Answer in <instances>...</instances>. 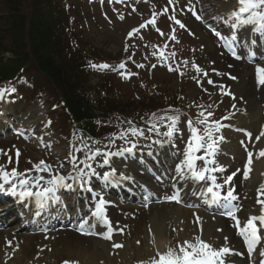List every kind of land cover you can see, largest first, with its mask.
<instances>
[{"label": "rangeland", "instance_id": "obj_1", "mask_svg": "<svg viewBox=\"0 0 264 264\" xmlns=\"http://www.w3.org/2000/svg\"><path fill=\"white\" fill-rule=\"evenodd\" d=\"M200 1L199 3V0H191L187 3L184 0H125L122 3L125 6L118 12H115L117 14L113 15L112 12L110 15L108 14L112 20L110 23H107L101 16V13H105V11L99 12L95 8L86 6L83 2L74 0H54L55 4L62 2L63 5L54 8L57 10L53 13V16L58 15L59 9L61 12H64L66 6L69 7L75 16L73 32L79 35V37L77 35L72 36L76 38L77 42H80L81 47L85 45L84 48L82 47V51L88 53L87 57H91L90 61L97 64L105 63L109 65L108 68L102 69V72H99L101 74L93 72V75H89L88 86L90 88L95 87L99 91L102 88H170L172 92L175 88H185L188 90L187 96H184L183 99L185 106L190 108L193 102H199V105L205 107L203 113L209 110L214 113V110L217 109L219 114L217 115L215 111L216 116H222L233 103L236 105L241 104L243 99L239 98L241 97L240 88H246L248 83L252 86L251 69H246L243 65H240L241 68L235 65L232 73L236 76V80H232L233 82L229 87L225 85L228 79H224V72L226 73L232 65L229 63L226 64L223 61L221 58L223 55L220 53L222 49L218 48L214 35L210 31L207 32L203 26L200 28L197 25L199 24L198 19L193 15V11L189 10H194L198 15L201 13L200 9L204 7L205 12L208 9L210 12H214V9L218 7L216 3L220 1L224 2L225 0ZM3 4V1L0 0L1 16L7 12V8ZM30 4L31 0H20L22 11L25 14L32 13L33 9L30 8ZM154 7L157 8V11H162L164 8L169 10L175 9V14L185 15L184 19H180L184 27H179L177 33L175 32L170 35L171 37L175 35L176 39L173 40L171 38L169 42L160 40L161 36L159 34L161 32L154 33L147 25ZM115 9L117 11L119 7L116 6ZM124 13L130 17L127 18ZM157 19H159V15ZM142 24L145 27L141 28L140 26ZM135 28H138L139 31L135 35L129 36L130 30ZM0 40L2 43L4 42V37L1 33ZM25 40L28 45L29 41L27 39ZM7 41L10 46L11 44L8 38ZM64 46H66L65 42ZM62 55L63 53L59 55L57 64L66 73L67 85L70 84V76L72 75L75 76V84L78 85L81 82V78L72 68L73 60L68 58V56ZM5 56L10 57L9 54ZM123 60H131L125 69L127 75L126 73L120 72L115 73L112 77L102 76V73L111 72L116 68V66L111 65L112 63L117 61L120 64H124L125 61ZM194 65L200 71H197ZM27 66H29L30 72L35 76L39 85H42V87H44L43 85L50 86L48 81L31 67V63H28ZM133 73H136L137 77L131 76ZM209 80L212 83H209ZM222 85H224L223 87L232 89L233 94L236 96V101L232 103L227 99L216 97V88H221ZM39 89L44 91L48 90L47 88ZM32 100L34 99L32 98ZM255 100L259 102L258 108L260 110L258 112L260 113L264 94L262 92L257 93ZM46 101L48 106L53 104L58 105L61 101L59 92L52 90L47 95ZM54 115L55 118L53 117V119H55V124L60 129L58 132L66 136L69 133L67 131L68 128L63 130L60 123L69 127L70 121L67 120L63 110ZM122 118L124 117L117 118V121ZM0 146L11 148L12 145L10 142H0ZM167 209L152 210L145 213V217L150 213V215H153L155 212L165 214L167 212L165 210ZM144 220V218L138 216L135 220L129 219L126 222L128 224L126 233L129 229L127 239L130 242L138 232H143L145 225H148ZM134 245L137 248V244ZM69 258L74 257H67L62 254L59 259L69 260ZM59 259H56V261ZM115 259H118L117 256ZM130 261L134 262V260Z\"/></svg>", "mask_w": 264, "mask_h": 264}, {"label": "snow or ice", "instance_id": "obj_2", "mask_svg": "<svg viewBox=\"0 0 264 264\" xmlns=\"http://www.w3.org/2000/svg\"><path fill=\"white\" fill-rule=\"evenodd\" d=\"M193 15L196 16V19L201 20L202 17L195 13L194 10ZM175 20V17H172ZM229 20L231 21V27L234 29L237 26H252L253 30L264 32V0H237V9L233 10L229 13ZM148 23L155 24V20H150ZM175 23L179 24L181 28L184 25L179 21L175 20ZM141 28L145 27V25H141ZM133 31H139V29H134ZM214 31V34L219 37L223 42L225 47L232 51L233 56L236 59H241L239 55L236 53L235 45L237 43V36L231 35L229 37L223 36L219 31ZM132 32L129 33V36H132ZM163 34V33H161ZM173 40L176 39L175 35L171 37ZM254 55V53L252 54ZM101 69H106L109 67L107 64L99 65ZM125 65L122 63L119 65L120 69H123ZM197 68V71L200 69ZM170 70H172L170 68ZM123 75V74H122ZM206 75V73H205ZM256 81L258 85L264 86V66L257 65L255 68ZM235 79V77H231ZM212 83L211 80L208 81ZM223 87V86H221ZM6 90H0V98H3ZM15 91V89H12ZM203 119H198L195 123L193 121H188V128L190 131V136L185 148L184 152V161L183 168H186L188 173H190V178L194 181H211L212 186L207 187V193L211 194L212 202L218 203L221 200L225 202L224 207L228 210L223 213L224 215L230 217L233 221H235V227L237 229V234L243 238L244 243L247 245V249L249 253H251L257 245H259L262 241L261 230L264 229V199H260L259 197L256 200L257 204L261 205L260 215H251L247 217L246 221L242 222L237 217L236 212L239 210L238 207L232 204V201H235L237 197L234 195V190L229 189L227 194L221 196L219 191H214V189H220L222 185L216 182V177L211 173L214 172H223L224 168L222 167H210V165H215V159H206V157H215L216 153L219 150V143L223 141V136H216V133L220 132L221 125L219 121H215L209 123L205 114L201 112L199 114ZM210 116L211 113H208ZM161 119H164L161 117ZM167 119L170 121L168 125V131L164 133L165 136L171 138L178 131V116H169ZM199 125H202L201 129ZM129 131L133 135H143L141 130L136 128H131ZM251 136L250 133H248ZM126 133H121V138H124ZM261 137H264V131H261L260 135L256 137L259 140ZM159 143V141H156ZM243 143V141L241 142ZM136 147L135 144H132L131 147L122 148L116 153L107 152L101 153L99 149L95 151L89 150L88 154H85V159L79 161V164H83L84 168H79L76 158L73 157V166L76 168L78 173L75 177H69V179H73L81 182L80 186L84 187L85 184L88 183L87 180L83 178L88 175L92 176H101V178L105 182L114 181L116 177V169L113 168L111 171H105L102 173H97L95 168H93L91 161H94L98 155L103 156L102 164L100 167L104 165L110 164V157L115 155H122L124 152L131 153L133 149ZM204 150V155L199 156L201 150ZM19 152L17 151V157L19 156ZM252 153L248 152V162L243 171L244 177L247 179L249 173L251 171V163H252ZM259 156L264 157V150L259 152ZM11 157H9V162H11ZM201 160L205 161V166L201 168H197L196 161ZM42 165L44 166L42 168ZM35 170L43 171L47 170L50 166L45 165L44 161H41L39 164H36ZM183 168H177L178 174L183 178L185 176V172ZM85 169H88V172H85ZM23 175L22 173L17 172L16 169H12L11 173L5 171L2 167H0V179H3L4 183L0 184V191H8L11 195L17 196L20 201H26L32 197H35V202L37 208L40 210L45 209L48 206V202L52 201L53 203L59 201L60 197L56 195L59 189H72V184L66 183V178L64 176H54L51 180L47 181L48 187H44L42 190L33 191V187L39 189L40 183L39 181L43 179V177H37L34 184L30 186V182L27 179H21L19 181V190L16 184H12L10 188L5 189L4 184L9 183V177H18ZM235 175V173H233ZM119 179H130V177H126L123 174L119 177ZM233 176H228L224 183L228 184L232 181ZM117 182V181H114ZM91 191V188H88ZM260 196L264 197V185L260 187L258 190ZM98 196V201L95 204V211L92 212V215L99 220H102L103 223L107 226V233L104 235V239L110 240L112 238L113 227L111 221L108 219L106 215L105 205L108 201L100 195L99 193H95ZM169 200H173L179 202V196L172 195L168 197ZM40 212L37 211L36 215H39ZM199 221V218H197ZM81 231H83V225H81ZM227 240V237H225ZM11 242L9 241V244ZM113 247L120 248L122 245L114 244ZM166 251L160 252L158 251L156 255L150 258L149 261H143L141 264H226V257L233 255L234 250L229 248L228 246L222 247H214L211 242L205 241L201 238V236L197 235L192 239H184L182 242H177L175 246H165ZM261 256H264V252L261 253ZM65 264H69L68 261ZM264 264V261L261 262Z\"/></svg>", "mask_w": 264, "mask_h": 264}, {"label": "bare ground", "instance_id": "obj_3", "mask_svg": "<svg viewBox=\"0 0 264 264\" xmlns=\"http://www.w3.org/2000/svg\"><path fill=\"white\" fill-rule=\"evenodd\" d=\"M216 5H218L220 10L232 7L231 2L225 1L217 2ZM236 9L237 5H235L234 10ZM67 54L73 56L70 49H68ZM51 58L56 59L54 55H51ZM24 71L26 73H29V66L26 65ZM241 90V97L246 101V113L245 116L235 115V119L237 124L254 131L257 129V122L260 119V116L258 113L257 104H255L253 101V95L251 92L253 91L252 86L248 83L246 85V88H241ZM231 146L233 147V149L235 148L233 144ZM258 147L259 152L261 150H264V138L261 140ZM181 166H183V164H181ZM250 167H252V171L249 181L244 183V191L246 192L247 197L253 198L254 190L260 187V174L264 172L263 157L259 156V154L253 156L252 165ZM184 172V178L189 181L191 179L190 173H188L187 170H185ZM249 205L251 204L249 203ZM197 218H199V221H197ZM241 222L243 225L244 221L241 220ZM149 225L150 227L144 229L143 233H141V231L138 232V234L135 236V238H133V240H131V242L130 240H126L124 238V244L126 245V248H124L123 251L119 252L120 256L118 257V259L109 258V254H106L104 248L98 250V247L95 245H91L88 248L80 245L81 243L79 239H74L72 235H66L64 239L59 238L56 241L55 245H52V252L54 253H52L51 256L54 257L56 256V254L63 253L67 257H76L77 259H82L88 264H124L126 262H129L130 260L141 261L147 257H150L155 251L158 252L163 248L164 245H168V243L172 240V237L175 239L180 238L182 242L184 239H192L193 237L199 235L205 241L211 242L214 247H221L220 245H222V243H225L226 241L224 240L225 237L229 236L228 229L224 228L221 231V229L219 228L222 227L211 221V219L204 218L201 214H198L196 212L183 211L178 208L169 211L167 213V216H164L162 214L154 216L151 215ZM6 238L7 240L12 241V247L9 249L6 248L5 245H2V243L0 244V264H4L2 262V258L7 259V263L5 264H24L21 261L22 259L27 260L26 263L29 264L31 261L29 259H31L35 254L31 249L33 247V238H31L30 236L19 235L18 237L13 238L10 236L9 232L6 235ZM14 239L16 240L15 242ZM55 240L56 239H54V241ZM92 244L103 243L98 241V243ZM134 244H137V248ZM10 255H12V258L9 257ZM253 256L259 255L253 253ZM262 259L263 257H259L256 258V261L262 262ZM44 260L45 259L41 261ZM118 260H120V262H117Z\"/></svg>", "mask_w": 264, "mask_h": 264}, {"label": "trees", "instance_id": "obj_4", "mask_svg": "<svg viewBox=\"0 0 264 264\" xmlns=\"http://www.w3.org/2000/svg\"><path fill=\"white\" fill-rule=\"evenodd\" d=\"M3 3L6 5L8 13L1 20L4 21V32L7 34L5 40L8 38L11 44L10 48L13 50L11 63L20 65L25 59L24 57L23 60L21 59L22 55H30L34 59L38 70L45 73L53 81L61 83L65 71L57 64L60 55L57 52L58 48L50 42L53 33L47 25L48 21L45 12H43V9L48 8L47 4L37 5L33 10L34 16L26 19V16L21 14L19 0H3ZM26 36L29 41V50L25 43ZM27 51H29L28 55L26 54ZM52 54L56 59L51 58ZM6 71L8 70H3L2 66L0 80L9 74Z\"/></svg>", "mask_w": 264, "mask_h": 264}]
</instances>
